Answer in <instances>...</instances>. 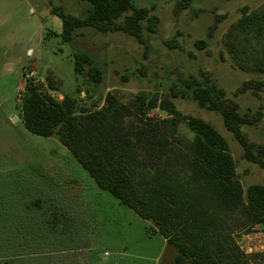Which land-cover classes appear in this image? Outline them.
Masks as SVG:
<instances>
[{
	"label": "rangeland",
	"instance_id": "374dc122",
	"mask_svg": "<svg viewBox=\"0 0 264 264\" xmlns=\"http://www.w3.org/2000/svg\"><path fill=\"white\" fill-rule=\"evenodd\" d=\"M178 1L131 0L156 19L155 25L141 23V44L126 33L93 28L76 30L71 43L55 37L63 16L87 15L90 5L83 0H0V264H175L176 250L152 222L99 188L56 137L25 128L20 105L30 81L46 85L51 77L58 101L70 95L80 106L99 109L108 93L129 105L140 93L163 97L190 77L207 79L239 105L242 116L259 117L241 131L249 142L264 145V89L239 92L251 81L264 83V74L236 67L225 45L243 11L261 10L264 0H195L179 12ZM236 42L254 60L264 58L263 39L241 34ZM76 53L95 61L103 73L100 85L76 76ZM172 102L228 142L245 190L264 186V170L244 158L220 114L190 98ZM151 115L167 116L159 109ZM180 131L193 136L185 123ZM238 241L247 254L264 252V226L241 233Z\"/></svg>",
	"mask_w": 264,
	"mask_h": 264
},
{
	"label": "trees",
	"instance_id": "16d2710c",
	"mask_svg": "<svg viewBox=\"0 0 264 264\" xmlns=\"http://www.w3.org/2000/svg\"><path fill=\"white\" fill-rule=\"evenodd\" d=\"M83 1L90 5L87 15L63 16L62 32L53 34L64 43L74 40L76 30L93 28L123 32L143 44L141 23H156L152 10L135 8L131 0ZM193 1H178V12ZM241 34L264 40V7L244 10L225 39L236 67L264 74V58L254 60L236 42ZM73 65L76 76L101 84L103 73L89 55L74 54ZM46 82L25 86L20 105L25 128L39 137H56L99 188L152 222L176 250L175 264H264V252L247 254L238 241L241 233L264 226V186L245 190L228 142L202 119L182 114L172 100L190 98L199 108L220 114L244 158L264 170V145L249 142L241 131L243 125H256L259 117L242 116L224 90L202 78L190 77L163 97L140 93L129 105L108 93L99 109L80 106L70 95L58 101L51 94L56 91L52 78ZM259 88L264 89L263 82L251 81L239 92L257 95ZM157 109L167 116L151 115ZM182 123L192 138L182 135Z\"/></svg>",
	"mask_w": 264,
	"mask_h": 264
}]
</instances>
